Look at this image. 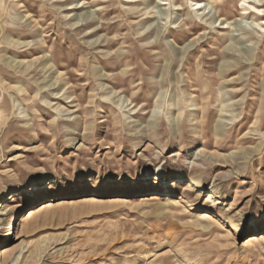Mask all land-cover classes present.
<instances>
[{
    "label": "rangeland",
    "instance_id": "obj_1",
    "mask_svg": "<svg viewBox=\"0 0 264 264\" xmlns=\"http://www.w3.org/2000/svg\"><path fill=\"white\" fill-rule=\"evenodd\" d=\"M192 1L0 0V264H264V32Z\"/></svg>",
    "mask_w": 264,
    "mask_h": 264
},
{
    "label": "bare ground",
    "instance_id": "obj_2",
    "mask_svg": "<svg viewBox=\"0 0 264 264\" xmlns=\"http://www.w3.org/2000/svg\"><path fill=\"white\" fill-rule=\"evenodd\" d=\"M67 1H72V0H67ZM95 1L97 3H99V2L103 3V2H110L111 0H95ZM121 1L127 2V0H121ZM144 1H148V0H144ZM192 2H194V4H195V1H192ZM80 3H82V4H80ZM80 3H79V5H81L79 7L80 9L84 8L85 6H88V4H89V3L84 2V1H81ZM151 3H153V2H151ZM151 3H150V5H151ZM222 3H224V2H222ZM260 5H261V2L259 0H242L240 2L241 18H238L237 20H234L232 22H229L227 20L226 21L222 20V22H220V20H219L220 17L218 18L217 15H214V17L216 16L215 18L218 19V20H215L214 25L207 22L211 18H214V17H212L213 10L215 8V6L213 4H208L204 0L198 1L194 5V9L192 11L197 12V14L201 16L202 20L205 21V26L207 28H210V27L216 28L217 25H220L222 27V29H224V30H231V27H237L239 29L248 28V29H251L252 31L256 32L257 34H260V33L264 32V8L260 9L259 8ZM160 6H163V4ZM74 9H77V7L74 6V3H72V7H70L69 10L72 11ZM152 14H155V13L153 12L149 15H152ZM124 16H125L124 18L127 17L129 19L134 18L136 16H137V18L142 16L144 22H147L148 20L151 19V17L146 16V13L142 14L141 12L128 13V14H125ZM25 18H26V22H28L30 20L29 19L30 17H28V16ZM204 18H207V20H205ZM259 22H261V24ZM244 23L246 24V26H242V24H244ZM2 31L5 32L4 30H2ZM149 34L150 33L142 36L141 38L144 39V37L148 36ZM205 34L206 33H202L201 35L203 36ZM232 36H238V34L232 35ZM195 39H197V38H195ZM114 42H115V40H114ZM175 42H177V41H175ZM150 200H152V199H150ZM56 207L57 206H56V203L54 201H52V200L47 201L46 203L41 204L39 207H37L33 210H30V212H28L26 215L27 217L23 220V223L24 222L25 223H31L32 221L36 220L37 218H40L41 216H44L47 213L54 211L56 209ZM202 219H204V220L206 219V220L211 221L212 218L210 215L205 214V216ZM12 230H13V227L11 226L10 229L8 230V233H7L8 237L12 234ZM253 237H254L253 238L254 241H257V240L263 241L264 240L263 235H257V236H253ZM6 249L7 248H4L2 250L3 252H1V254L9 253V250H6Z\"/></svg>",
    "mask_w": 264,
    "mask_h": 264
}]
</instances>
